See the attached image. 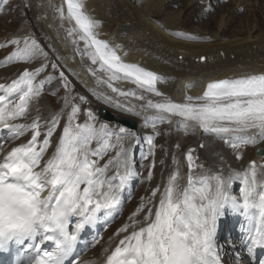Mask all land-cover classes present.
I'll use <instances>...</instances> for the list:
<instances>
[{
	"label": "snow or ice",
	"instance_id": "6c2138e0",
	"mask_svg": "<svg viewBox=\"0 0 264 264\" xmlns=\"http://www.w3.org/2000/svg\"><path fill=\"white\" fill-rule=\"evenodd\" d=\"M4 6L13 11L19 9L17 18L26 17L33 7L29 0H20L17 4L0 0V12L6 11ZM49 6L61 21L74 22L65 31L74 45L84 42V50L81 52L78 46L76 50L97 65L95 69L90 67L89 72L104 73V77L97 76L98 83L106 84L119 96L145 101L140 107L154 114L143 118L142 127H148L150 121L170 122L176 118L184 129L199 128L224 139L236 152L237 160L242 158L241 148L264 139V71L209 80L202 93L195 96L188 94V90L196 85L186 84L182 102L168 97L156 101L146 99L137 90H122L114 82L127 81L142 92L161 97L163 93L157 84L166 82L164 76L125 62L118 54L121 45H110L100 39L96 31L100 21L85 11L84 0H63L59 6L49 0ZM175 35L194 38L182 33ZM7 44L16 48L5 58V65L41 57L47 60L44 48L31 35L13 37ZM0 46L7 45L0 43ZM200 60L206 58L201 56ZM46 67V63H41L32 69L25 68L11 82L0 83V130L7 131L9 141L26 134L30 137L10 149L0 143V153H4L0 155V252L12 251L14 245L15 264H78L73 257L81 230L95 223L98 213L110 215L121 204L122 190L137 175L130 149L141 141L139 133L124 127L113 130L107 123L97 127L90 109L84 110L87 116L84 123L76 122L81 108L69 99V82L60 71L66 92L62 99L71 110L54 151L47 155L63 113H53L41 124L37 109L38 114L31 122H16L27 118L31 103L40 98L44 85L53 79L47 76L37 83V77ZM51 67L58 70L55 62ZM79 100L87 102L83 96ZM151 127L153 134L144 137L149 145L144 160L154 156V140L159 135L156 124L151 123ZM126 139L135 144L126 145ZM109 152L114 155L102 164ZM261 154L264 155V150ZM184 158L188 168L186 182L180 183L179 161L173 155L172 162L177 167L168 176L163 191L157 186L149 197L141 198L129 222L115 233L125 235L106 256L104 264H223L224 246L217 240V230L228 210L241 212L254 221L249 253L256 246L264 247V163L250 161L243 172L230 169L225 176L222 172L204 170L193 149ZM154 166V161L148 165L141 162L140 167L148 170V180L152 179ZM111 167L115 172L109 176ZM196 169L202 171L196 172ZM234 180L240 181L238 196L232 191ZM141 214L143 217L139 219ZM73 218L78 220L73 223ZM21 252H24L23 258Z\"/></svg>",
	"mask_w": 264,
	"mask_h": 264
},
{
	"label": "bare ground",
	"instance_id": "6f19581e",
	"mask_svg": "<svg viewBox=\"0 0 264 264\" xmlns=\"http://www.w3.org/2000/svg\"><path fill=\"white\" fill-rule=\"evenodd\" d=\"M198 1L190 0L189 5L195 7ZM29 2L35 8L41 29L44 30L46 36L52 39L65 63L101 100L113 103L122 111L137 115L141 119L154 114L151 110L140 107L145 101L136 100L130 96H119L113 93L106 84L97 82V76L104 77V73L98 72L93 75L89 72L90 67L95 69L97 65L91 64L87 56L78 54L76 50L78 46L82 52L84 42L78 41V45H74L72 38H69L65 31L74 22L70 23L67 19L61 21L58 14L49 6V0H29ZM259 2L262 4L259 6L258 13L264 16V0H232L234 10L245 9L246 14L240 24L249 26L248 30H235L227 38H222L219 35L221 33L217 31V34L213 36L215 40L210 43L184 40L180 36L177 38V35L167 32L165 28L176 30L181 26L182 14V12L164 14V6L169 3L167 0H84V5L85 11L100 21V26L96 29L99 38L106 40L110 45H121L118 54L123 60L137 63L166 78V82L157 84L158 90L163 93L161 97L142 92L136 88L135 84L127 81L114 82V86L125 91L137 90L146 99L154 101L168 97L173 101L182 102L186 84L193 83L196 85V87L188 90V94L195 96L202 93L204 85L209 80L264 71V27L257 19L258 13H255V9L258 7L256 5ZM52 3L59 6L62 5L63 0H52ZM162 15L167 20L165 23L158 25L153 21ZM231 21V17L225 16L220 21L219 28L226 26ZM17 33L19 35L28 33V27L24 21ZM201 56L205 57L206 60L201 61ZM49 107V105L44 106L43 117L51 113ZM151 123L156 125L161 123L165 126L166 131H171V134L165 137L164 149L167 152V159L172 161L173 148L175 146L177 148V145H179L177 148L179 151L175 154L177 160L184 158V154L189 149H193V155L199 158V162L204 165V170H211L213 173L222 172L225 176L229 174L230 169L243 172L247 168L248 162L254 158V148L264 146V139H258L255 144H249V148L246 146L241 148L242 158L237 160L236 152L224 143V139L204 133L199 128L184 129L178 124L176 118H172L170 122L157 120L150 121L149 124ZM143 131V127L139 126L138 133H143ZM254 131L248 135H252ZM201 144L204 147H201ZM251 145H254L253 149H250ZM195 171L200 172L202 170L196 169ZM187 172L184 175H181L182 172H180L181 184L186 182ZM170 173L164 170L159 175L160 191H163V186ZM238 181L234 180V185H237ZM240 186L239 181L237 188L239 189ZM236 195L238 196L239 193ZM158 199L159 194L156 201ZM247 232H249L248 229ZM237 235L240 236L238 232Z\"/></svg>",
	"mask_w": 264,
	"mask_h": 264
},
{
	"label": "rangeland",
	"instance_id": "374dc122",
	"mask_svg": "<svg viewBox=\"0 0 264 264\" xmlns=\"http://www.w3.org/2000/svg\"><path fill=\"white\" fill-rule=\"evenodd\" d=\"M167 1L169 2L170 0H167ZM189 1L190 0H172V2L170 4L166 3L165 4L166 7L164 6V14H168L171 12H182L181 18H180L181 26L179 25L180 27H178V29L184 30V31H182V34L185 32L184 33L185 35H187V36L193 35V37H194L193 39L183 38L184 40H191V41L194 40L195 42H198V43H202V42L206 43V41H208V43H210V42H213L215 40V37H213V36H215V34H217L216 33L217 31H219L223 35L222 36L221 34H219L222 38H227L235 30L236 31H241V30L247 31L248 30L249 26H246L244 24H240V23H242L241 21L244 20V17L246 14L245 9H240V10H242V12H240L239 9L234 10V7L232 5V1L226 5L221 6L219 9H216L209 16H205V17L203 14L200 13V11L202 10V9H200V6L198 7V5H196L194 7L192 5H189ZM17 3H20V0H12V4H17ZM261 4L262 3L259 2V4L256 5L258 7H256L257 9H255V13H258V11L260 10L259 6ZM5 8H6V11H3L0 13V37L2 39H4L1 43L7 45V46H2L3 53L2 52L0 53V54H3L2 55L3 59H0V61L3 62V64H0V72L2 73L1 77H3L2 80H4L5 79L4 77L7 76L8 74H9L8 75L9 77L17 78V76H18V75H16L17 73L19 74L25 68L32 69V68L38 67V66H40L41 62L47 64L46 70L44 72H42L37 77V83L39 82V80L45 79L47 76L53 77L51 82L45 84V89H46L47 94L45 95L43 102L45 105L48 103H50L51 105L53 104L52 106L55 108V110H54L55 113H59V112L63 113V115L61 116V119H60V124L57 127L56 131L53 133L52 140L57 138V136L60 132V128H63L64 123L67 122V113L69 112L66 107L63 108L64 100L62 98L66 95V92H65V89L62 86V83L60 80V71H63L65 76L67 77V79L70 81V82L68 81L69 82V89H68L67 94H68V96L71 97V100L73 99V103H76L80 106L81 111L77 116H78V118H80L82 123H84L87 120V116L85 115L84 110L88 109L90 106L94 107V109H95L97 104H102L106 108L114 111L115 113L126 116V114H124L123 112L115 110L112 105H109V104H106V103L100 101V99L97 98L94 95V93H92V91L87 89L88 88L87 86H86L87 88H85V86L83 84H81L80 81H78V79L75 78V76L72 75V73L69 70L70 67L66 64L69 67V68H67L66 65L64 64L65 61L63 62L60 59L61 56H59L60 54L57 53L58 49L56 46H54L52 39L50 37L46 36L44 33V30L41 29L40 23L38 21L39 19H38V17L36 18L37 13L35 14V10L32 8L27 11V17L31 20V22L33 24L34 31H35L34 38H36L38 40V42L44 48V51L47 53V60L45 61L44 58L41 57L39 59L33 60L31 62H27V63L23 62V61H16V62H12V63H7L5 65V58L8 57L16 48L15 45L7 44V41L15 36L16 32L19 30L18 28H20L19 26L22 25L21 22H22V17H23L22 16L20 18H17L18 14H19V9H16L15 11H13L8 6H5ZM238 12H240V13H238ZM225 16L227 18L231 17L232 21L230 23H228L226 26L219 28V26H220L219 23L221 20H223V18ZM257 16H258L257 17L258 21L263 25L262 27H264V16L261 15L260 13H258ZM164 18L165 17L162 15L160 18L153 19V21L156 22L158 25H160V24H163L167 21L166 18L165 19ZM222 29H224V30L222 31ZM165 30L167 32L171 33V30H169L167 28ZM263 30H264V28H263ZM205 34L210 35L211 38L213 37V41H209L208 39H206ZM174 35H172V36H174ZM176 37L178 38L179 36H176ZM20 46L22 47L23 43H21ZM55 48L57 49V51ZM52 62H55L58 65V70L52 69V67H51ZM53 93H55V94H53ZM80 96L85 97L87 102L86 103L81 102L79 100ZM49 108L51 110L52 107L50 106ZM95 111H96V109H95ZM95 115H94L95 123H96V126L99 127V125L101 123H104V122L97 119V117ZM131 117H132V119H135V120L140 119V118L135 117V116H131ZM46 120H48V118L45 119L44 121H40L41 124H44ZM158 124H161V123H158ZM108 125L113 130L118 129L114 125H112V126L110 124H108ZM150 131L153 133V130H149L147 132H150ZM165 131H166V129H165ZM143 139H142V142L145 143L146 141ZM130 142H131V140H128V139L125 140L126 145L131 144ZM157 143L158 144L162 143V145H163V138H159ZM94 147H95V142H94ZM246 147H248V145H246ZM250 147H251L250 149H253L254 145L253 146L251 145ZM161 148L162 147L159 148L160 154L157 153L156 157L151 158L152 156H150L148 159H151V160L154 159V162L157 161L158 157L161 155V153L163 151V149H161ZM50 149L53 150L54 146ZM164 150L166 152V149H164ZM176 150H174V152H173L174 155L176 153H178V152H176ZM140 151H142V150H140ZM112 155H114V153L109 152L108 156H106L104 158V160L101 161V163L103 164L104 162H106V160L109 158V156H112ZM178 160L180 162L181 158ZM142 162L145 165H147L145 163L144 159L142 160ZM158 162L159 163L154 166V170L152 171L153 176H152L151 180L147 179V175H146V173L148 172L147 168L145 167L143 169H140L141 178L138 180L139 187L136 189V191L134 193V199L131 202V205H129L127 207L126 211H129L132 208H137L141 203V198L142 197H149L151 190L158 186L157 180H156V175H157V173L160 174V172L164 169L162 167L161 170H159L163 161L159 160ZM167 162L168 163L165 166V169L167 167L168 171L173 170V166H174L173 162L170 159H167ZM184 164H186V165H185V168L183 171L188 169V168H186L187 163H184ZM146 189H148V190H146Z\"/></svg>",
	"mask_w": 264,
	"mask_h": 264
},
{
	"label": "water",
	"instance_id": "95a60500",
	"mask_svg": "<svg viewBox=\"0 0 264 264\" xmlns=\"http://www.w3.org/2000/svg\"><path fill=\"white\" fill-rule=\"evenodd\" d=\"M104 116H105V118H109V119H111V117L108 116V115H106V113H104ZM120 122H121V123H124V124L127 123V122H125V121H123V120H121Z\"/></svg>",
	"mask_w": 264,
	"mask_h": 264
}]
</instances>
